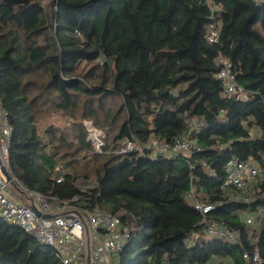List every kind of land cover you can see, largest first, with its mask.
<instances>
[{"label":"trees","instance_id":"1","mask_svg":"<svg viewBox=\"0 0 264 264\" xmlns=\"http://www.w3.org/2000/svg\"><path fill=\"white\" fill-rule=\"evenodd\" d=\"M215 5L212 14L201 0H0L8 171L53 203L115 215L128 237L112 264H246L255 249L264 264V5ZM212 21L214 44L205 38ZM219 55L242 97L223 95ZM59 113L70 128L41 126ZM80 115L106 156L74 123ZM175 139L191 145L188 157L151 149ZM127 144L132 151L121 152ZM90 153L92 179L77 167ZM230 159L256 166L257 179L222 188ZM78 179L94 184L83 191ZM191 190L211 207L204 215L187 200ZM209 224L237 231L239 243L208 237ZM0 264L60 262L0 219Z\"/></svg>","mask_w":264,"mask_h":264},{"label":"built area","instance_id":"2","mask_svg":"<svg viewBox=\"0 0 264 264\" xmlns=\"http://www.w3.org/2000/svg\"><path fill=\"white\" fill-rule=\"evenodd\" d=\"M203 1L210 12L217 11L215 0ZM255 3L264 5V0H254ZM219 24L212 21L209 25L206 41L214 44L218 41ZM219 72L216 75L223 88V95L242 97L244 92L237 84L230 61L219 55L217 58ZM90 141L95 147L102 145L101 135L90 128ZM10 126L7 122V114L0 104V164L8 170L7 151L9 146ZM133 145L127 144L125 150L132 151ZM151 149L156 152H168L170 155L181 153L188 157L191 153V145L185 139H175L171 144L154 140ZM0 165V219L9 225L16 226L29 233L36 241L37 246L51 249L53 255L60 264H112V259L122 249L128 233L121 229L118 219L109 212H80L74 208L71 201L60 204L53 203L48 196L24 189L12 176V182L19 187L27 201L14 200L6 193L9 182L5 181L1 173ZM9 172V171H8ZM258 169L250 162H241L238 159H230L224 166L222 188L243 189L258 177ZM63 174V173H62ZM62 176L55 178L60 183ZM193 191L187 196V200L202 215L207 213L210 206H200L193 202ZM69 205V206H68ZM49 218L38 215L34 210ZM264 214V208L259 211ZM87 232V233H86ZM208 237L220 238L233 244L240 241L237 231L229 229L223 224H209L203 229ZM197 237V233L190 234V240ZM246 264H261L262 260L257 249L251 253L242 255Z\"/></svg>","mask_w":264,"mask_h":264},{"label":"rangeland","instance_id":"3","mask_svg":"<svg viewBox=\"0 0 264 264\" xmlns=\"http://www.w3.org/2000/svg\"><path fill=\"white\" fill-rule=\"evenodd\" d=\"M70 120L67 119L65 116L61 115L60 113L59 114H55L53 115V117H51L49 120L45 121V122H42V127L45 129V127H56L59 132L61 131H65L67 128H70V124H72L71 122H69ZM74 123H76V125L78 127H83L86 131H87V139L89 140V142L92 144V148H93V152L97 154V156H106V154L102 151V146H103V143L101 146L99 147H95L93 145V143L90 141V138L91 136L89 135V129L92 128L93 130H96L93 128V126L91 125V122H88L87 120L83 119L82 118V115L79 116V118L75 119L74 120ZM97 131V130H96ZM100 133V132H99ZM101 135V134H100ZM102 136V135H101ZM101 140V139H100ZM92 152V153H93ZM92 153L89 154V156L87 157V159H90V162L85 165L86 161L82 160L81 158L78 159V163H77V167H80V168H84L86 171H87V177L92 179L93 178V175H92V171L93 169H95V167H97V163L95 161H93V159L91 158L92 156ZM85 157V158H86ZM74 175H78L77 177H80L81 175L77 174V173H73ZM75 184L83 191H86L87 189H89L90 187H92V185L94 184L93 181L91 180H88V181H85V180H82V179H78ZM21 198V197H20ZM69 206V205H68ZM73 206V205H72ZM74 207V206H73ZM75 208V207H74Z\"/></svg>","mask_w":264,"mask_h":264},{"label":"water","instance_id":"4","mask_svg":"<svg viewBox=\"0 0 264 264\" xmlns=\"http://www.w3.org/2000/svg\"><path fill=\"white\" fill-rule=\"evenodd\" d=\"M1 173H2V176L4 177L5 181L9 182L10 186L13 187L19 194H22V192L20 191L19 187H17V185L14 182H12V177H11L10 173L8 172V170L3 165H1ZM33 210L38 215H41L35 207H33ZM42 217L49 218L48 215H43Z\"/></svg>","mask_w":264,"mask_h":264},{"label":"crops","instance_id":"5","mask_svg":"<svg viewBox=\"0 0 264 264\" xmlns=\"http://www.w3.org/2000/svg\"><path fill=\"white\" fill-rule=\"evenodd\" d=\"M6 193L11 196L14 200L20 201V202H24L27 201V199L25 198H20L21 194H19L13 187H11L10 185L7 187L6 189Z\"/></svg>","mask_w":264,"mask_h":264}]
</instances>
